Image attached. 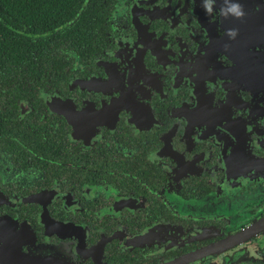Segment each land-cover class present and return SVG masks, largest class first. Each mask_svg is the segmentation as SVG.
<instances>
[{"label": "flooded vegetation", "instance_id": "af4514ba", "mask_svg": "<svg viewBox=\"0 0 264 264\" xmlns=\"http://www.w3.org/2000/svg\"><path fill=\"white\" fill-rule=\"evenodd\" d=\"M24 1L0 4V264H264V0Z\"/></svg>", "mask_w": 264, "mask_h": 264}, {"label": "clouds", "instance_id": "9594fccd", "mask_svg": "<svg viewBox=\"0 0 264 264\" xmlns=\"http://www.w3.org/2000/svg\"><path fill=\"white\" fill-rule=\"evenodd\" d=\"M224 4L225 6L220 9L219 15L225 18L231 16L238 20H243L246 16V12L243 8V5L239 3L238 0H224ZM202 6L206 14H213V0H203ZM238 34L239 30L236 28H229L226 30V35L230 39H235Z\"/></svg>", "mask_w": 264, "mask_h": 264}, {"label": "trees", "instance_id": "16d2710c", "mask_svg": "<svg viewBox=\"0 0 264 264\" xmlns=\"http://www.w3.org/2000/svg\"><path fill=\"white\" fill-rule=\"evenodd\" d=\"M26 1L24 0H0V4L3 5V11L4 10H8L6 9V6L7 5H10V4H13V3H19V4H23L25 3ZM6 26H0V30L2 29L3 31H6ZM22 50H20V47L19 45H14L12 47V49H10V45L6 42H0V61L3 62V66L6 64V60L8 62V60L13 57L14 60L16 61H19L21 59V56H20V53H17V52H20ZM9 52H11V55L9 56ZM17 53V54H15ZM9 57V58H8ZM4 74L3 73V77H4Z\"/></svg>", "mask_w": 264, "mask_h": 264}]
</instances>
